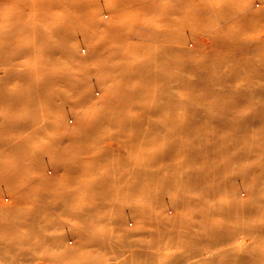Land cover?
Returning <instances> with one entry per match:
<instances>
[{
  "label": "rangeland",
  "instance_id": "rangeland-1",
  "mask_svg": "<svg viewBox=\"0 0 264 264\" xmlns=\"http://www.w3.org/2000/svg\"><path fill=\"white\" fill-rule=\"evenodd\" d=\"M73 1L95 23L86 20L85 33L55 21L52 31L0 40V52L5 41L26 52L9 50L13 62L0 63V264H48L47 255L64 264H264V110L234 108L246 121L261 116L248 131H221L205 117L220 86L264 104V0H134L120 13L117 0ZM68 2L55 12H74ZM142 7L152 11L131 19ZM142 42L151 49L133 52ZM231 101L222 94L218 105ZM114 103L137 122L120 129L108 113L109 126L82 143L86 121ZM191 149V162L178 163ZM228 151L242 157L220 182ZM170 152L173 162L159 157ZM195 198L212 203L196 209Z\"/></svg>",
  "mask_w": 264,
  "mask_h": 264
},
{
  "label": "bare ground",
  "instance_id": "bare-ground-1",
  "mask_svg": "<svg viewBox=\"0 0 264 264\" xmlns=\"http://www.w3.org/2000/svg\"><path fill=\"white\" fill-rule=\"evenodd\" d=\"M9 3V4H7ZM128 3H136V1L134 0H117L116 8L117 11L120 13L121 11H125L126 9H129L131 6ZM67 4H69L68 0H11V1H7V2H0V40L2 39H6V37L8 35H10V33L15 32V33H19L20 37H31L32 34H35L38 29H45V30H51L55 27L56 25L53 23L55 21H62L66 26L70 24V26L68 28H71V30L74 33H78V32H86V25L85 22L87 21V24L90 23V25L88 27L91 28V25H95L94 21L91 19V17H84L86 14V8L80 4H76L75 2L72 0V6L74 7V12L68 11V8H65L63 10V12L61 14H57L55 12V9H57L56 7H58V5L60 7L62 6H67ZM146 7V6H144ZM141 9H134L132 15H131V19L135 18V17H141V15H147L148 12L152 11V8H146V10L143 11V8ZM23 10V13L20 14V11ZM55 13H54V12ZM83 16V22H81L82 19H80L79 21L77 20L78 18H81ZM76 17V18H75ZM74 20V21H73ZM90 21V22H89ZM252 22H254V20H251ZM65 26V27H66ZM120 28V26H116V31H118V29ZM146 28V27H144ZM115 28H112V30L110 32H107V30H105V34L106 35H112L113 30ZM137 34L141 35L142 32L138 31ZM104 43V42H103ZM101 44L100 46L97 47V55L98 52L101 50V55L103 54V47L105 48V44ZM21 45L19 42H14L12 44V42L9 41H5L2 45V51L0 52V63L2 65H9L13 62V59H11L9 57V50L10 51H15V55L14 57H19V58H23V56L26 54V52L24 51V49H20ZM103 49V50H102ZM134 51L135 53H142V52H147L149 49H151L148 45L147 42H142V44L137 45L136 47H134ZM107 50H104V53H106ZM172 52H170L171 54ZM170 54L167 52L166 53V57L169 59L171 58ZM129 55L128 53L126 54L125 52H122V57L125 58V56ZM172 60H176L179 62H183V64L188 63V60L190 61V59L184 60V58H174ZM222 61H218V63H220ZM182 64V69H179L180 72L184 73L185 72V65ZM96 65H100V70H103L105 68V66L103 64H100L99 62H96ZM78 66H83L81 64H78ZM34 74H29L30 77L32 76H36L39 77L41 74L46 75L47 72L44 70H40L39 72H33ZM131 73V71L128 70L127 74ZM134 75V74H133ZM98 75H96L97 77ZM132 77V74H128L125 76V79H130ZM212 77V76H210ZM241 77V76H239ZM141 78V77H140ZM154 78V77H153ZM212 79H214L217 83L222 84L224 83V78L222 77H212ZM156 80V78H155ZM163 82H172V79H168V78H163ZM168 85V89L170 86H172L171 84H167ZM220 91L221 92H217V94H215L216 99L213 100L212 104L210 105L211 107L209 108L210 111H208V114L206 117V121L208 124H216L217 128L220 129L221 131L223 129L228 128L227 126H231V128L235 127L236 129L240 130V129H245L248 131V124L250 121L256 122L259 121L261 116H253L251 119L248 118L246 120H244L242 117L239 116V111L237 113L234 112V108L235 107H240V106H244L247 107L248 105L252 104L253 107H257V111H262L264 110V104H259L256 101V97L255 95H252V97H249L247 99L243 98L242 96L245 94V92H241L240 90H227L224 91V87L220 86ZM149 90V89H148ZM118 94V93H117ZM116 94V95H117ZM227 95L229 97L232 98L231 101V105H229L228 107H221L219 106V102L221 99V95ZM118 95H122V94H118ZM221 107V111H217L218 108ZM130 109V106H126L124 104L120 105V104H111L108 105V107L102 106L101 108H99V111H97V109L94 111V113L96 114L95 119H91L89 121H86V124L83 125V129L81 130V135L79 137L80 140H82V143L84 142V140H90L92 138H94L95 134H97L98 132H100V130L103 129V127H108L109 126V122L103 121L101 120L102 117L108 115V113L110 114V119L112 118V120H110L112 123L115 122V125L118 126L120 129H123V124L124 123H130V124H134L135 122H137V117H136V121H134L133 119H129L126 120L124 118L119 117V113L124 112V111H128ZM220 110V109H219ZM8 112H10L9 110H7ZM235 114L234 116V120H238L239 122L245 121L246 124L242 127L240 126V124H237L234 120H232L230 123L227 122L228 119L230 118L231 115ZM170 119H168L167 117H165L164 120H162L161 122L168 125ZM174 120V119H173ZM181 121L189 120V117H182L180 119ZM173 122V121H172ZM88 124V125H87ZM121 131V130H119ZM118 131V132H119ZM220 132V131H219ZM221 138L223 141V145L227 146L228 141L225 140L224 136L221 134ZM231 143V141L229 140V144ZM222 144V143H221ZM196 145H197V141H196ZM205 147H208L209 145H215L214 142L212 143H206ZM202 146L200 144V142L198 143V147ZM138 150H140L139 147H136ZM141 151V150H140ZM193 152V150H189V152H186V154H184V156L181 158V160L178 161V163L183 162H191L190 158H191V153ZM228 154V155H227ZM174 153L170 152L169 154L166 153H161L159 157L165 158L167 157L170 161H174L175 156H173ZM231 155V151H228L225 155L224 158L222 160V164L225 165L224 168H220L221 170L224 171V173L222 174L221 177H219V179L221 180L220 182L223 181V178L225 177H230L233 174H231L227 167L229 164V161L232 160H240L242 157V153H237L234 154V156H229ZM160 161H167V160H163L160 159L158 160ZM149 164L156 162V160H152L151 157L148 160ZM168 162V161H167ZM226 172V173H225ZM158 174H156L157 176ZM212 177H214L212 174H209ZM225 175V176H224ZM224 176V177H223ZM195 173L194 171H190L189 174L187 175V185H192L195 182ZM194 179V180H193ZM161 181V182H160ZM154 180V184L157 185H165L167 183L166 180ZM109 181H104L103 183L105 185L109 184ZM220 184V183H219ZM150 184H148L149 186ZM177 182L172 185V187L176 186ZM121 188V187H120ZM139 188V187H137ZM124 191V192H123ZM117 192L123 193L124 196H128L130 194L131 191H127L125 189H120ZM212 195L215 197V188L211 190ZM148 196V194L146 195ZM150 196V194H149ZM213 197V199H214ZM109 205H112L111 203L107 202ZM211 201L210 200H203V199H198L195 198L193 199V204H194V208L199 209L201 207H209L211 205ZM113 206V205H112ZM94 206H92V210L94 212L100 211L102 210L101 207H97V208H93ZM236 207V206H235ZM146 210H151L150 207L144 209L143 211ZM243 213V212H242ZM82 225H84L85 228H92V225L90 223H82L80 222ZM80 223L78 222V224L80 225ZM87 232V230H83V233ZM145 232V231H143ZM85 235V233H84ZM46 259L48 260V264H64L60 259L58 260L57 258L47 255Z\"/></svg>",
  "mask_w": 264,
  "mask_h": 264
}]
</instances>
